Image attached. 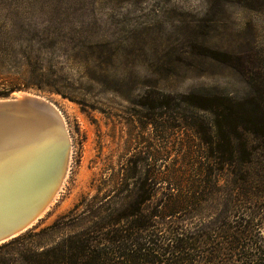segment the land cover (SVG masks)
Masks as SVG:
<instances>
[{
    "label": "rangeland",
    "instance_id": "374dc122",
    "mask_svg": "<svg viewBox=\"0 0 264 264\" xmlns=\"http://www.w3.org/2000/svg\"><path fill=\"white\" fill-rule=\"evenodd\" d=\"M13 20L67 27L101 72L85 95L95 109L30 92L65 102L71 140L61 189L33 230L121 209L135 161L151 162L162 182L195 181L211 161L204 140L215 118L194 98H246L254 74L241 68L264 57V10L243 0H0V21ZM67 71L86 81L85 64Z\"/></svg>",
    "mask_w": 264,
    "mask_h": 264
},
{
    "label": "trees",
    "instance_id": "16d2710c",
    "mask_svg": "<svg viewBox=\"0 0 264 264\" xmlns=\"http://www.w3.org/2000/svg\"><path fill=\"white\" fill-rule=\"evenodd\" d=\"M243 1L264 10V0ZM36 21H0V98L34 91L95 109L85 95L101 72L79 50V36ZM71 62L85 64V82L69 74ZM241 70L254 74L246 98H194L215 118L204 140L211 161L195 181L162 182L151 162L135 161L121 209L29 229L0 244V264H264V57L247 56ZM182 212V220L166 219Z\"/></svg>",
    "mask_w": 264,
    "mask_h": 264
},
{
    "label": "water",
    "instance_id": "95a60500",
    "mask_svg": "<svg viewBox=\"0 0 264 264\" xmlns=\"http://www.w3.org/2000/svg\"><path fill=\"white\" fill-rule=\"evenodd\" d=\"M70 153L65 102L26 91L0 98V244L44 214L61 189Z\"/></svg>",
    "mask_w": 264,
    "mask_h": 264
}]
</instances>
